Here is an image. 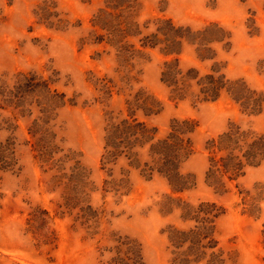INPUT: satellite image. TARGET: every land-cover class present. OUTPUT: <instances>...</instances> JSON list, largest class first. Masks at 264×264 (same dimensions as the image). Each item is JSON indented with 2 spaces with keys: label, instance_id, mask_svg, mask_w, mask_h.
Here are the masks:
<instances>
[{
  "label": "rangeland",
  "instance_id": "374dc122",
  "mask_svg": "<svg viewBox=\"0 0 264 264\" xmlns=\"http://www.w3.org/2000/svg\"><path fill=\"white\" fill-rule=\"evenodd\" d=\"M44 1L57 7L47 22L41 19L48 6L39 10ZM109 2L0 0V79L12 81L18 73L34 71L55 80L74 102L58 120L64 152L48 165L35 159L31 120L17 121L15 113L2 112L18 126L15 132L0 131L1 142L16 139L18 165L13 172H0V264H115L117 258L125 264L135 241L144 264H170L166 230L188 225L179 210L162 213L167 197L222 207L216 238L230 264H264V163L248 169L226 194L206 184L208 142L231 123L264 135V105L261 114L248 116L227 95L214 103L178 101L161 81L167 61L178 58L184 71L195 68L201 74L210 73L216 62L229 79H242L264 94V0H134L115 10ZM98 18L111 26L101 27ZM168 19L193 31L219 25L231 39L212 45L216 59L205 62L189 45L178 57L144 48L142 39ZM140 88L162 103L161 114L149 120L161 136L174 119L196 125L194 153L183 166L195 177L194 190L174 194L167 180L147 181L126 160L112 174L102 169L107 114L124 110ZM76 162L86 171L84 183L72 172ZM124 174L129 194L107 187L106 181H119Z\"/></svg>",
  "mask_w": 264,
  "mask_h": 264
},
{
  "label": "trees",
  "instance_id": "16d2710c",
  "mask_svg": "<svg viewBox=\"0 0 264 264\" xmlns=\"http://www.w3.org/2000/svg\"><path fill=\"white\" fill-rule=\"evenodd\" d=\"M113 1L110 0L107 6L115 10L118 4L130 7L134 0ZM52 5L48 6V1H44L39 7V10H43L48 6L41 21L47 22L53 16L55 12L52 11L57 7L55 3ZM37 16H40L39 12ZM97 21L101 27L111 26L106 19L98 18ZM230 39L231 34L219 25L193 31L176 26L168 19L164 21V26L157 28L155 34L142 39V45L144 48L159 49L167 57L180 56L185 45H189L195 47L198 58L205 62L216 59L212 45ZM161 81L170 90L174 100L191 99L195 103H214L227 95L248 116H257L263 109L264 94L251 89L242 79H229L224 68H218L216 62L210 73L201 74L195 68L184 71L178 58L167 61ZM55 84V80L45 79L34 71L18 73L12 81L0 79V131L15 132L18 129L2 112L15 113L17 121L31 120L28 135L35 139L32 145L35 159L47 165L64 152L61 146L63 142L56 131L58 120L60 111L74 103ZM129 97L124 110L107 114L102 169L112 174L113 167L126 160L128 166L138 171L147 181L156 176L167 180L174 194L194 190L195 177L184 173L183 166L194 153L192 136L196 125L188 120L174 119L167 133L161 136L158 128L150 125L149 120L161 114L162 103L144 88ZM207 151L209 165L206 184L223 195L229 192L230 184H235L245 176L248 169L264 163V135L231 123L227 131L208 142ZM63 157L69 158L68 155ZM17 165L16 139L9 137L4 142L0 141V172H13ZM81 170V164L76 162L72 172L84 183L86 171L82 173ZM124 175L119 181H106L107 187L113 189L115 186L117 192L124 190L125 195L129 194L130 179L127 174ZM166 199L168 202L163 205L162 213L168 216L179 210L182 222L188 225L185 229L169 226L166 230L170 264H230L231 258L226 256L216 238V223L224 214L223 208L211 202L193 206L181 198ZM134 244L125 264H144L142 247L136 241ZM122 262L117 258L115 264Z\"/></svg>",
  "mask_w": 264,
  "mask_h": 264
}]
</instances>
